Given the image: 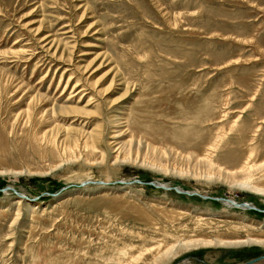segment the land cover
<instances>
[{
	"label": "rangeland",
	"instance_id": "rangeland-1",
	"mask_svg": "<svg viewBox=\"0 0 264 264\" xmlns=\"http://www.w3.org/2000/svg\"><path fill=\"white\" fill-rule=\"evenodd\" d=\"M243 185L264 190V0H0V264L244 261Z\"/></svg>",
	"mask_w": 264,
	"mask_h": 264
},
{
	"label": "bare ground",
	"instance_id": "bare-ground-1",
	"mask_svg": "<svg viewBox=\"0 0 264 264\" xmlns=\"http://www.w3.org/2000/svg\"><path fill=\"white\" fill-rule=\"evenodd\" d=\"M218 117H219V114H218ZM217 144H218V142H215L213 145H211V146H209V147H215V146H217ZM162 185L163 186H168V185H166L165 183H162ZM243 186H245V185H243ZM248 190H250V191H253V192H257V193H261L262 195L264 194V190H262V189H259V188H257V187H251V186H245ZM179 194V193H178ZM192 196V195H191ZM21 197V196H20ZM21 198H23V197H21ZM222 201V203H223V205H226V206H228V207H230V206H232V207H239V208H241V209H245V208H250V205L251 204H248V203H244V205H242V204H239L238 202H235L234 200H221ZM228 235H226V239H229V241L228 242H224V243H222V245H228V246H230V245H234V244H240V242H241V240H239L240 239V237L239 236H237V235H234L235 233H227ZM257 240V239H256ZM256 240H249V241H256ZM259 241V240H258ZM257 241V242H258ZM261 241V240H260ZM244 242V241H243ZM246 242H248L247 240H246ZM246 242H244V243H246ZM260 243H262L261 245H263L264 246V243L261 241ZM199 243H194V245H198ZM259 244V243H258ZM202 245H211L210 243H203L202 242ZM237 245V246H238ZM241 245V244H240ZM245 245V244H244ZM260 245V244H259ZM234 246H236V245H234ZM231 247V246H230ZM163 252V250H161L160 252H158L157 254H159V253H162ZM154 253V255H155V252H153ZM164 253H167V252H164ZM156 254V255H157ZM160 255V254H159ZM150 257V256H149ZM149 257H147L146 258V260H145V258L143 257V255L141 254V251L140 250H137V251H135V253H133L131 256H130V258H127V259H125V260H119L118 261V263L117 264H144V261H146L145 263L147 264V261H148V259H149ZM262 260H264V259H262Z\"/></svg>",
	"mask_w": 264,
	"mask_h": 264
},
{
	"label": "water",
	"instance_id": "water-1",
	"mask_svg": "<svg viewBox=\"0 0 264 264\" xmlns=\"http://www.w3.org/2000/svg\"><path fill=\"white\" fill-rule=\"evenodd\" d=\"M90 182H96V183H99V184L100 183H103L101 181H89V180H86V181H83L81 184L90 183ZM147 183L149 185L154 186V187H160V188H163V189H170L171 188V189H173L176 192L183 193V194H186V195H197V196H199L201 198H208V199H211L212 198V199H218V200L220 199V200H222L221 197H218V198L217 197H209V196H205V195L198 194L196 192H188L187 190L179 189V188H177L175 186H173V187L163 186L162 184H157L156 182H152V181H148ZM6 188H10V187H6ZM15 194L18 195V196L24 197L22 194H20V193H18L16 191H15ZM30 199H32V198H30ZM239 204L244 205V202H240ZM250 208H254V209L259 210V211L261 210V209L255 208L252 205H250ZM262 259H264V254H260V255L251 257V258L246 259L244 261H238V262H233V263H229V264H252V263H254L256 261H259V260H262Z\"/></svg>",
	"mask_w": 264,
	"mask_h": 264
}]
</instances>
